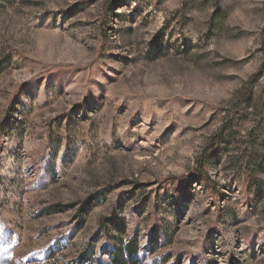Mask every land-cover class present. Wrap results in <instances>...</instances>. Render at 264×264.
I'll return each mask as SVG.
<instances>
[{"label": "rangeland", "instance_id": "1", "mask_svg": "<svg viewBox=\"0 0 264 264\" xmlns=\"http://www.w3.org/2000/svg\"><path fill=\"white\" fill-rule=\"evenodd\" d=\"M106 2L0 8V264H264V0Z\"/></svg>", "mask_w": 264, "mask_h": 264}, {"label": "trees", "instance_id": "2", "mask_svg": "<svg viewBox=\"0 0 264 264\" xmlns=\"http://www.w3.org/2000/svg\"><path fill=\"white\" fill-rule=\"evenodd\" d=\"M12 0H0V8L5 7L6 5H10ZM118 3V0H112L111 2H106V7L110 9H113L114 6ZM239 96L236 99L234 105L237 109H246L249 107H252L254 95L251 92V88L247 87L244 89H241L237 93ZM222 132V131H221ZM108 225L107 227H114L115 229L120 230V232L124 231V228L118 225V222L115 218L107 220ZM104 224V221H103ZM102 224V225H103ZM104 226V225H103ZM139 252L137 244L132 240L129 239L125 242H120L119 244H116L114 247V250L110 253V264H120L127 261H132L134 259V256L137 255Z\"/></svg>", "mask_w": 264, "mask_h": 264}]
</instances>
